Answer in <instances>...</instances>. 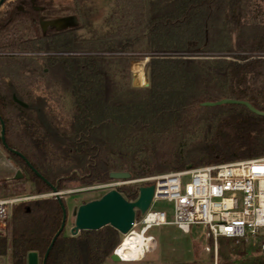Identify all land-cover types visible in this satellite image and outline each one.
Masks as SVG:
<instances>
[{
    "label": "trees",
    "instance_id": "1",
    "mask_svg": "<svg viewBox=\"0 0 264 264\" xmlns=\"http://www.w3.org/2000/svg\"><path fill=\"white\" fill-rule=\"evenodd\" d=\"M115 1L74 0L78 17L73 27L62 31L48 28L41 34L40 38L55 37L58 41L59 36L72 34L80 25L78 20L91 32L96 24L94 16L100 10L99 19L108 26L114 19H121L105 35L77 42L80 56L40 57L45 61L42 68L34 56L0 53V63L10 65L6 71L9 75L21 70H39L43 78L49 66L65 69L75 105L72 122L78 125L67 134L59 125L65 121L51 115L43 97L36 95L32 88H21L7 79V74L0 73L5 77V81H0V118L4 123L6 147L20 152L41 175H36L19 155L5 147L26 171L23 179L14 181L19 184L15 190L23 193L24 183L29 181L34 194H45L51 192L52 186L63 190L69 183L78 186L104 183L114 171H127L135 178L153 172L264 156V116L237 104L200 105L206 100L235 98L264 110V11L253 0H152V3H133L139 8L137 16L125 21L120 17L125 8ZM15 2L0 13V48L12 49L31 42L8 39L18 19L26 18L31 26H39V18H45V11H53L56 3L55 0ZM109 51L130 52L133 58L150 56L149 87L135 88L126 80L117 81L115 71L106 67L108 56L101 55ZM140 64L137 69L141 73L144 68ZM65 65L71 67L70 71ZM114 92L132 98L143 97L144 102L151 100L138 109L130 110L128 103L121 105L120 114L124 112V119L120 122L127 131L123 138L129 149L119 152L122 159L107 162L94 137L97 121L93 112L95 106L102 105L96 99ZM13 95L26 106L16 103ZM107 104L114 102L107 101ZM40 110H47L52 116L46 125L40 119ZM14 124L25 135L30 148L19 135L11 136ZM196 130L201 131L199 141L183 143L180 150L172 151L168 157H154L146 145L140 144L152 142L151 136L157 133L184 131L192 132V141ZM64 153L71 154V158L79 157L81 164L52 174L46 161L60 160L66 157ZM119 191L127 200H134L138 186L123 185ZM60 200L66 207L62 195ZM62 214L54 195L15 204L8 232L0 233V256H7L9 264H26L27 253L36 251L41 263L61 224ZM118 243L119 233L109 225L97 230H80L76 235L65 234L63 228L49 249L45 264H106L105 260ZM249 264H264V257Z\"/></svg>",
    "mask_w": 264,
    "mask_h": 264
},
{
    "label": "rangeland",
    "instance_id": "2",
    "mask_svg": "<svg viewBox=\"0 0 264 264\" xmlns=\"http://www.w3.org/2000/svg\"><path fill=\"white\" fill-rule=\"evenodd\" d=\"M8 1V2H6ZM5 3H2L0 6V13H2L6 8H8L9 3H14L17 0H6ZM55 8L53 11L44 12L45 18H48L49 21L57 17H66V16H75L78 17V10L76 9L74 0H55ZM16 3V2H15ZM114 3H119V6L122 5L125 9L124 12H121L120 17L123 20H130L137 16L139 8L133 3H152V0H116ZM253 3L259 7L261 11H264V0H253ZM20 5V3H16ZM122 10V9H121ZM254 13V12H253ZM102 12L101 10L94 16L96 19V24L94 25L91 32H87L85 28L81 26V20H78L80 24L77 28L72 30V34L69 36L61 35L59 36L60 40L57 38H40L41 30L37 25L35 27L31 26L29 21L26 18H19L18 23L14 26V32L11 34L10 38H16L21 41L30 40L31 42L25 43L20 47L5 46V48H0L1 54H13L17 57L22 56H34V59L38 61L40 67L45 66V61L40 58L44 56H57V57H71V56H80V46L76 45L79 41L83 39L98 38L107 33V31L113 30L117 27L118 24L115 21L119 19H114V23L108 26L107 24L102 23V18L99 19ZM252 15V13L250 14ZM260 18V17H259ZM43 19V18H42ZM121 20V19H120ZM73 27V26H70ZM66 27L60 29H69ZM53 40V41H52ZM55 40V41H54ZM108 56L106 60V67L111 69L110 71L114 72V78L117 81H125L131 86V79L137 78L140 81L145 82V85H141L135 88H147L150 85L149 80V59L150 56H143L140 58H133L130 52H121V51H109L101 53V55ZM141 62L144 68L140 73L137 69L138 63ZM146 66H145V64ZM10 65H5L4 62L0 63V73L7 74L8 78L13 82L19 84L23 89L32 88L36 95H40L46 101V108L51 112L57 120H64L65 122L59 124L63 126L64 132L70 134L74 127L78 128V125L74 126L73 113H74V99L69 92V78L66 76L67 72L60 69L59 67H47V74L42 78L39 75V70H21L17 74L9 75L8 68ZM65 67L70 71L71 67ZM7 71V72H6ZM5 77L0 76V81L4 80ZM5 81V80H4ZM112 93V90H111ZM97 101L102 102V105L95 106L93 115L95 120L94 137L102 148L103 156L106 158L107 162H113L118 159L119 152L122 150H128L129 147H126L123 137L126 136L127 131L123 129L122 123L124 118L120 109L124 103H128L127 106L131 110L132 108L138 109L140 106H145V102L151 99L145 100L143 97H128L127 95H119L117 92L111 94L110 96L100 97L96 99ZM142 100V102H141ZM114 102L113 105H106V102ZM125 104V105H126ZM124 105V106H125ZM47 110H40L39 116L42 122L46 125L48 124V118L52 116L50 113L45 112ZM10 117L13 118V114H10ZM15 125V124H14ZM58 125V126H59ZM11 136L19 135L21 140L26 143V146L29 147L25 135L21 133V130L18 126L15 125L13 130H11ZM15 131V132H14ZM199 132H195V137L192 138V132L184 131L180 134H166V133H157L151 136L152 142H141L140 144L148 148L150 154L154 157L157 155L166 156L176 150H180L182 145H188V143L196 142L200 140ZM194 139L196 141H194ZM135 145V144H133ZM30 148V147H29ZM66 157L60 158V160L48 159L46 165H48L49 170L52 174L59 172L61 169L79 166L82 159L79 157L71 158V154H66ZM187 168V167H186ZM20 170L21 177L23 179L26 171L24 167L17 161L1 144L0 142V197L2 198H16L18 199L12 205V207L19 203L20 201L33 199L41 196L50 195V192L45 194H34L33 193V184L29 181L24 183V192L20 193L15 190V187H18V183H14L15 180L13 176L16 170ZM172 170L164 172H153L149 175H143L140 177L131 178L129 185L136 184H147L141 179L149 178L159 174H165L171 172ZM101 184H93L87 186H78L77 184L69 183L68 188L63 189L64 193L62 194L66 209H67V218L64 227L65 234H70L69 229L73 225L74 217L72 215L73 208L77 207L79 204L84 203L88 200L98 198L101 194L108 190V188L101 187ZM127 185V184H126ZM80 189V190H77ZM77 190V191H76ZM71 191V192H66ZM26 197V199L24 198ZM32 197V198H30ZM84 201V202H83ZM150 209L152 210H164L167 214V219H173V207L172 203L166 200H154L151 203ZM12 211V210H11ZM11 216V215H10ZM9 219L0 227V233H7L9 228ZM136 230L139 229V226L135 227ZM154 237L156 243L155 248L152 252L145 253L141 258L134 261H119L114 262L109 258L105 260L106 264H176V263H189V264H249L256 259L264 257V252L260 249V242L264 239V236L257 235L248 237L247 239H240L238 241H231L223 238H218L216 243L211 238L206 236V231L202 225H191L188 232H184L179 229L175 224H162L157 226H152L146 232ZM125 235L119 234V243L123 240ZM118 243V244H119ZM117 244V245H118ZM116 245V246H117ZM115 246V247H116ZM0 264H9L7 256H0Z\"/></svg>",
    "mask_w": 264,
    "mask_h": 264
},
{
    "label": "built area",
    "instance_id": "3",
    "mask_svg": "<svg viewBox=\"0 0 264 264\" xmlns=\"http://www.w3.org/2000/svg\"><path fill=\"white\" fill-rule=\"evenodd\" d=\"M141 180L153 184L151 203L166 200L173 207L172 220L167 219L166 211L150 209L151 203L143 214L135 216L128 232L136 231L150 239V249H145L142 256L152 252L156 243L152 235L146 234L147 230L162 224H175L184 232L191 225H202L214 243L218 238L238 241L264 236V156L187 167ZM131 181L110 179L101 187L119 188ZM17 200L0 197V227L10 217ZM260 249L264 252V239ZM112 252L116 253V248Z\"/></svg>",
    "mask_w": 264,
    "mask_h": 264
},
{
    "label": "water",
    "instance_id": "4",
    "mask_svg": "<svg viewBox=\"0 0 264 264\" xmlns=\"http://www.w3.org/2000/svg\"><path fill=\"white\" fill-rule=\"evenodd\" d=\"M4 0H0V6ZM75 16H62L55 19L41 21V27L45 30L46 26H51L55 30H60L66 27L73 26L76 23ZM145 85V82L140 81L137 78L131 79L132 87H139ZM13 100L22 105L26 106V103L12 96ZM221 104H237L244 106L248 111L264 116V110H260L254 107L249 101L244 99L235 98H220L217 100H206L200 103L203 106H216ZM0 142L6 147L5 143V130L4 123L0 118ZM9 151L19 155L25 163L32 169L36 175H41L29 164L25 157L18 151L6 147ZM21 177L20 170H16L13 176L14 179ZM111 179L116 180H131L130 174L127 171H114L110 173ZM80 190V189H77ZM76 190V191H77ZM71 192V191H66ZM64 192L57 190L56 187L52 186L50 195H54L59 200L62 208V221L58 230L53 235L46 251L43 255L41 263H39V257L36 251H29L26 255V264H45V259L51 248L56 236L63 230L67 218V209L60 200L61 195ZM153 195V184H140L138 186V195L134 200H127L119 191V188H110L101 194L98 198L88 200L84 203L79 204L73 208L72 215L74 217L73 225L69 229L71 235H76L80 230H97L105 225H109L117 230L119 234L125 235L130 230L132 223L134 222L136 214H143L150 206ZM109 259L114 262H119L120 257L115 252H111Z\"/></svg>",
    "mask_w": 264,
    "mask_h": 264
},
{
    "label": "bare ground",
    "instance_id": "5",
    "mask_svg": "<svg viewBox=\"0 0 264 264\" xmlns=\"http://www.w3.org/2000/svg\"><path fill=\"white\" fill-rule=\"evenodd\" d=\"M150 239L143 234L133 231L125 234L123 240L115 247L117 255L123 260H134L149 250Z\"/></svg>",
    "mask_w": 264,
    "mask_h": 264
},
{
    "label": "flooded vegetation",
    "instance_id": "6",
    "mask_svg": "<svg viewBox=\"0 0 264 264\" xmlns=\"http://www.w3.org/2000/svg\"><path fill=\"white\" fill-rule=\"evenodd\" d=\"M5 1L6 0H4L2 3H5ZM6 2H8V1H6ZM58 18V17H57ZM52 19V18H51ZM43 20H49L48 18H39V20H38V23H39V27H40V30H41V33H43L44 31H46L48 28H53V27H51V26H46V28H45V30H43L42 29V27H41V21H43ZM54 29V28H53ZM4 147V146H3ZM5 148V147H4ZM6 149V148H5Z\"/></svg>",
    "mask_w": 264,
    "mask_h": 264
}]
</instances>
